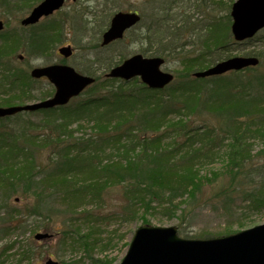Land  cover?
I'll return each instance as SVG.
<instances>
[{"label":"trees","instance_id":"1","mask_svg":"<svg viewBox=\"0 0 264 264\" xmlns=\"http://www.w3.org/2000/svg\"><path fill=\"white\" fill-rule=\"evenodd\" d=\"M36 1L31 0V4L26 7ZM105 1L109 2L110 9H116L127 0ZM180 1L185 5L189 0H143L140 9L142 17L144 15L157 20L153 32L145 30L147 34H143L148 41L154 38L151 39L154 45L145 46L142 49L144 52L163 57L172 53L174 46L170 40L162 42L161 30L157 27L162 25L161 20L168 21L174 17L170 12H175L179 18L180 27L176 29L180 33L198 27L188 23L184 7V10H177L181 7H178ZM194 1L197 2V8H202L203 13H207L206 17H209L200 24V30L207 32L200 38L205 48L199 47L197 53L183 56L182 69L188 71L177 72L171 84L153 90L134 80L132 82L140 85L139 94L137 90H132L134 86H130L131 82L94 75L92 69H85L84 72L95 76L94 84L99 82L100 89L95 90L92 84L87 90H94L95 94L56 109L40 110L45 113L58 112L63 117L85 116L86 119L87 116L93 125L91 132L74 137V130H69V126L63 127L64 122L59 118L61 132L42 135V146L50 148L46 161L52 162L53 166L49 170L27 146L5 147L0 140V191L3 190L7 197L9 190H14L13 195L19 201L25 197L35 199L31 207L23 206V211L11 208L7 215L3 213L9 225L1 229L2 233L17 231L22 221L14 222L24 221L22 217L49 216V213L43 215L40 209L52 200L63 202L67 212L72 209L73 213H83L81 223L90 227V232L85 234L87 236L95 227L105 226L117 214L100 216L88 209L93 203L100 204L104 190L113 185H120L123 191L125 203L121 208L126 211L119 212L121 219L134 218L138 216L139 210L151 213L160 207L168 209L170 217L175 216L177 202L185 198L186 207L195 199L202 185L211 181L199 175V168L223 150L224 146L221 148V144H216L217 139L228 142L225 167L228 173H232L229 174L232 179L241 171H246L248 166L252 168V145L249 139L256 137V134L264 137V50L256 52L263 59L260 66L218 76L192 77L194 69L226 57L219 53L228 51L222 47L230 39V4L225 13V33L222 37H215L213 23L220 20L217 6L223 1ZM0 2L6 11L10 10L8 0ZM71 20L77 29L85 28L89 23L81 16H74ZM135 28L140 29V26ZM60 35L58 31L57 38L51 39L49 33H31L25 37L23 44L27 42L25 45L28 50L44 51L48 48V41L60 40ZM138 39L142 41L139 33ZM19 44L18 39L12 38L7 47L11 51ZM124 57L121 54L119 60H108L105 71ZM113 81L118 84L113 85ZM142 97L148 109L147 112L143 111L145 115L138 120L128 117L132 113L131 108L137 106L136 98ZM104 106L107 108L102 111ZM212 117L222 121L217 130L206 125ZM194 119L202 125H197ZM215 131L224 133L217 137L214 136ZM241 198L248 202L247 207L250 209L264 208V184L244 190ZM84 241L94 244L90 239ZM15 246L16 251L8 253ZM29 247L31 245L28 243L23 250L22 245H16L14 241L1 246L0 264L8 258L20 261L31 251Z\"/></svg>","mask_w":264,"mask_h":264},{"label":"rangeland","instance_id":"2","mask_svg":"<svg viewBox=\"0 0 264 264\" xmlns=\"http://www.w3.org/2000/svg\"><path fill=\"white\" fill-rule=\"evenodd\" d=\"M8 1L13 9L11 12H7L0 5V16L4 18L5 30L13 29L18 34L27 32V27H19V20L30 10L31 7L26 6L31 0ZM217 1L219 2V0ZM222 1L223 3L219 2L217 6L220 20L213 23L215 37L218 35L222 37L225 33V13L227 12V5L233 0ZM124 3L119 8L110 9L109 2L105 0H67L60 10L42 18L38 23L37 34L49 33L51 39H56L58 31H60V40H57L58 42L48 41V48L41 51L42 53L38 55L28 51L25 45L27 42L24 43L25 47L19 45L20 50L14 48L12 54L3 55L6 63H9L10 66H5L3 75H0V102L22 104L42 99L50 94L51 86L46 80L30 81L25 71L29 72L30 67L37 64L44 65L50 61L55 62L54 60H56L58 62L61 60V56L56 54L55 50L62 44L69 43L72 46L73 53L66 59L69 65L84 74H87L84 72L85 69H92L94 75L103 74L108 60H119L121 54L128 56L132 53L143 52L142 49L145 46L154 45L152 42L154 38H151L152 40L150 39L149 43L143 34H147L145 30H149V33L153 32V28L156 25H152L153 21L150 17H145L144 15L138 25L140 29L134 26V29L131 28L126 32L122 40L106 46L100 45L101 33L108 26L111 14L118 9H139L138 11L141 13L140 9L143 0H127ZM182 4L183 2L181 1L178 3V7H181L177 10L184 7L186 9L184 14L187 18L190 17L188 23L193 24V26L201 24L205 18L209 19V17H206L207 13H203L202 8H197V2L194 0L187 1L185 5ZM212 13L214 16L216 15V12ZM170 14H174V17L168 21L161 20L162 29H159L163 38H161L162 42L165 43L170 40L174 49L166 58L162 68L175 74L183 70L181 62L184 55L188 54V52L197 51L199 47L205 48L200 38L204 37L203 35L207 32H205L206 30L199 31L198 28H195L180 34V30L176 29L180 25L179 18L175 12H170ZM74 16H81L83 20L89 23L85 28L77 29L71 20ZM138 33L142 35L141 42L143 43L138 39ZM51 42L54 43L52 49L50 48ZM94 45L96 47H93ZM4 47L7 46L5 45ZM3 49L2 47L1 50ZM227 49L228 51H220L219 54L226 57L255 55L263 64V59L256 52L264 50V30L251 39L242 42H232ZM17 53L23 54L21 60H17ZM13 59H16L17 62ZM218 60L220 59H215L212 64ZM261 64L258 65L260 66ZM13 67L17 71L14 76L11 70ZM184 71L188 70L184 69L182 72ZM98 83L92 86L95 90L100 89ZM26 84L29 85L28 89H21ZM112 84L117 85L118 83L113 81ZM130 86H134L132 90H137V93L141 94L138 91L139 84L131 82ZM89 94H95L94 90L75 97L69 104H73ZM136 100L138 103L135 105L137 106L131 108L132 113L128 114V117H135L138 120L139 117L145 115L143 111L147 112L148 109L144 106L145 98H136ZM106 108L107 106H104L101 110L103 111ZM202 113L204 114V112ZM57 114L59 113H45L37 110L19 112L8 118L1 119L0 140H2V145L5 147L10 146L11 148L27 146L29 150H32L36 159L44 164L45 169L49 170L53 166L52 162L46 161L50 148L42 146L41 139L44 133L52 132V134L55 133L53 135H56L61 132V127L58 124L59 118L64 122L63 127L69 126L67 127L69 130H74V137L91 132L90 130L93 127L87 116L85 119V116L63 117L61 114ZM217 117H212L206 122V125L214 127L216 130L219 129L222 121L217 120ZM193 121L197 125H202L196 119ZM96 126H99V124ZM51 128L54 129L51 130ZM214 133V136L219 137L224 131L219 132V134L218 131ZM258 136L256 134V137L249 139L252 145L250 151V157L252 156L253 160L251 161L252 168L250 169V166H248L246 171H241L234 179L229 175L232 173H228L225 167L228 142L217 139L216 144H221V148L224 146L223 150L212 159H208L199 168V175L205 176L204 178L211 179V181L202 185L195 199L191 200L186 207V202L183 201L185 198L177 202L175 216L170 217L171 213L169 210L160 207L151 211V213L139 210L138 216L136 215L131 219H121L119 212L124 210L121 205L125 203L122 187L120 185L107 187L103 192L102 202L100 204L93 203L88 206V209L100 216L117 213L115 217L119 219L111 218L105 226L100 225L97 229L95 227L87 236L85 234L88 231L90 232V227L85 223H81L84 218L83 213H73V211L71 212L72 209L67 212L63 202H54L52 200H49L40 209L43 215L49 213V216H42L41 218H37V216L22 217L24 221H13L14 223L22 221L17 231L12 234L2 233L1 229L9 225L8 220L4 219V212L7 215V211L11 208L13 210L20 208L23 211V206L31 207V204L35 202L33 197H25L21 201L15 199L14 190H9V195L5 197V193L2 190V192L0 191V247L10 241H14L16 245H22L24 250L25 246L30 242L31 247L29 248H31V251L21 257L20 261L15 262L14 259L8 258L1 264H42L48 258L56 261V264H118L125 254L135 229L145 223L153 226L175 225L180 236L189 238L220 236L264 223V208L250 209V207H247L248 202L241 198L244 190L253 189L264 184V137ZM259 152L261 153L257 155ZM15 215H17V212ZM68 217L69 220H67ZM182 219H184V222H181ZM36 232H48L51 235L49 237L47 234V238L44 237L43 239H34ZM88 239L92 240L94 244L85 243L84 240ZM14 251H16V246L8 253Z\"/></svg>","mask_w":264,"mask_h":264},{"label":"water","instance_id":"3","mask_svg":"<svg viewBox=\"0 0 264 264\" xmlns=\"http://www.w3.org/2000/svg\"><path fill=\"white\" fill-rule=\"evenodd\" d=\"M63 2L64 0L41 1L22 23L37 21L42 15L60 8ZM230 13L233 18L231 30L236 40L252 37L264 26V0H235ZM138 19L139 16L135 12L115 13L108 29L102 34V44L122 37L124 30ZM59 51L64 56L71 54L69 45L60 47ZM257 61V58L252 56H234L194 74H219L254 65ZM162 62L161 57L134 54L112 67L106 76L124 80L139 76L149 88H162L173 78L170 72L160 68ZM31 74L33 77L46 76L55 86L53 96L31 104L0 107V117L21 110L63 105L94 81L93 77L78 73L73 67L64 64L36 67ZM46 236L47 233L35 235L36 238ZM53 263L49 260L46 264ZM119 264H264V223L233 234L203 239L182 238L178 236L176 226L141 225L136 228Z\"/></svg>","mask_w":264,"mask_h":264},{"label":"flooded vegetation","instance_id":"4","mask_svg":"<svg viewBox=\"0 0 264 264\" xmlns=\"http://www.w3.org/2000/svg\"><path fill=\"white\" fill-rule=\"evenodd\" d=\"M1 66H10L9 63L3 62Z\"/></svg>","mask_w":264,"mask_h":264}]
</instances>
